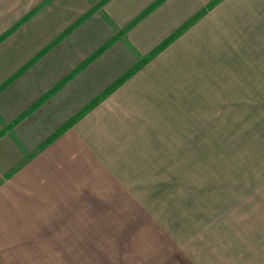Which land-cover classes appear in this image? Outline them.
Returning <instances> with one entry per match:
<instances>
[{
	"label": "crops",
	"instance_id": "obj_1",
	"mask_svg": "<svg viewBox=\"0 0 264 264\" xmlns=\"http://www.w3.org/2000/svg\"><path fill=\"white\" fill-rule=\"evenodd\" d=\"M2 38L0 236L6 216H142L205 264H264L261 216H213L205 185L219 94L264 109V0H0Z\"/></svg>",
	"mask_w": 264,
	"mask_h": 264
},
{
	"label": "rangeland",
	"instance_id": "obj_2",
	"mask_svg": "<svg viewBox=\"0 0 264 264\" xmlns=\"http://www.w3.org/2000/svg\"><path fill=\"white\" fill-rule=\"evenodd\" d=\"M219 95L222 99L214 101L218 107L211 110L216 123L213 132L219 130L230 139L226 155L214 156L212 169L205 174L210 182L205 185L212 189L213 216L223 207L228 206L230 215L239 207L242 216H261L264 227V109L252 108L256 97L252 93ZM202 175L197 174L198 180ZM225 181L228 186L222 188ZM176 207L171 216H181ZM25 220L33 236L41 232L35 239L26 237L30 229L26 230ZM143 223L142 216H46V220L44 216H6L0 259L18 264H205V256L196 254L197 245H186L184 252L171 235ZM12 234L19 236L22 247L14 245ZM25 244L37 251L24 250Z\"/></svg>",
	"mask_w": 264,
	"mask_h": 264
},
{
	"label": "trees",
	"instance_id": "obj_3",
	"mask_svg": "<svg viewBox=\"0 0 264 264\" xmlns=\"http://www.w3.org/2000/svg\"><path fill=\"white\" fill-rule=\"evenodd\" d=\"M88 16H90V14H89ZM105 19H106L109 23H112L111 20H110L109 18L105 17ZM68 32H70V31H68ZM6 36H7V34H6ZM3 39H4V38L0 39V43L2 42Z\"/></svg>",
	"mask_w": 264,
	"mask_h": 264
}]
</instances>
